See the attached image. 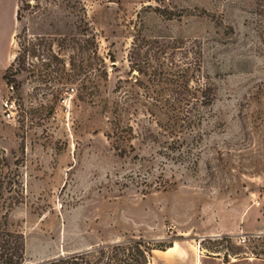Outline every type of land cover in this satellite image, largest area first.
<instances>
[{"label": "rangeland", "instance_id": "1", "mask_svg": "<svg viewBox=\"0 0 264 264\" xmlns=\"http://www.w3.org/2000/svg\"><path fill=\"white\" fill-rule=\"evenodd\" d=\"M254 10L255 0H0V151L20 163L24 198L8 222L27 264L133 239L153 248L149 264H264ZM157 36L194 45L217 87L200 137L175 152L137 132L110 137L102 109L131 77L135 38L144 54Z\"/></svg>", "mask_w": 264, "mask_h": 264}, {"label": "trees", "instance_id": "2", "mask_svg": "<svg viewBox=\"0 0 264 264\" xmlns=\"http://www.w3.org/2000/svg\"><path fill=\"white\" fill-rule=\"evenodd\" d=\"M254 12L257 36L264 45V0H255ZM158 37L146 43L149 47L144 54L145 44H138L140 40L135 38L130 52L131 77L118 80L116 95L106 98L102 109L114 128L110 137L124 133L133 137L137 132L154 137L163 150L175 152L192 135L200 137L204 109L214 104L217 87L209 76L202 75L203 54L194 45L173 36L168 40ZM155 42L161 45L150 49ZM49 54L58 58L52 49ZM18 58L25 64L22 52ZM124 92L128 96H122ZM19 166V161H11L0 151V264H27L25 236L8 222L10 211L24 198ZM152 250L146 242L133 239L32 264H149Z\"/></svg>", "mask_w": 264, "mask_h": 264}, {"label": "built area", "instance_id": "3", "mask_svg": "<svg viewBox=\"0 0 264 264\" xmlns=\"http://www.w3.org/2000/svg\"><path fill=\"white\" fill-rule=\"evenodd\" d=\"M73 89L74 88H72V90ZM5 105L7 107L6 116H7V118H11L12 117V109L14 107V104L13 103H10V104L9 103H6ZM242 239H243V241H245L246 240L245 236H242Z\"/></svg>", "mask_w": 264, "mask_h": 264}, {"label": "crops", "instance_id": "4", "mask_svg": "<svg viewBox=\"0 0 264 264\" xmlns=\"http://www.w3.org/2000/svg\"><path fill=\"white\" fill-rule=\"evenodd\" d=\"M121 1H135V0H121ZM137 1H141V0H137ZM262 223H261V227H259L258 231H259V233L264 234V220L262 221ZM250 233H253V232H250ZM237 235L239 236L240 234H237Z\"/></svg>", "mask_w": 264, "mask_h": 264}, {"label": "water", "instance_id": "5", "mask_svg": "<svg viewBox=\"0 0 264 264\" xmlns=\"http://www.w3.org/2000/svg\"><path fill=\"white\" fill-rule=\"evenodd\" d=\"M114 65H115V63H114Z\"/></svg>", "mask_w": 264, "mask_h": 264}]
</instances>
